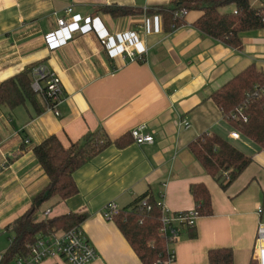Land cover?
Segmentation results:
<instances>
[{"label": "crops", "instance_id": "obj_1", "mask_svg": "<svg viewBox=\"0 0 264 264\" xmlns=\"http://www.w3.org/2000/svg\"><path fill=\"white\" fill-rule=\"evenodd\" d=\"M177 1L0 0V82L44 65L61 80L64 94L58 117L40 95L15 109L0 106V263L12 243L10 226L49 183L36 146L55 135L68 148L96 131L114 141L131 137L140 126L153 143L133 140L125 148H105L75 172L79 193L65 201L49 200L42 214L50 210V216L54 208L60 216H87L81 225L98 255L91 264H141L115 223L103 218L104 208L123 209L149 195L171 213L193 211L191 187L204 184L213 213L180 227L169 246L173 264H210L209 251L223 248L233 250L235 264L255 260L257 229L264 222L258 214L264 211V152L242 134L240 140L230 137L236 130L212 95L251 65L264 72V29L243 33L242 49L235 50L193 27L199 11L189 12L185 24L169 32L161 15H146L171 9ZM103 7L142 13L113 18L99 10ZM230 7L227 12L234 11ZM60 19L77 21L78 31L52 47L48 37L61 34ZM132 37V50L146 54L135 61L111 55L114 46ZM39 109L43 112L36 114ZM182 120L190 127L180 126ZM205 133L252 158L225 190L190 150ZM42 264L65 263L51 259Z\"/></svg>", "mask_w": 264, "mask_h": 264}, {"label": "trees", "instance_id": "obj_2", "mask_svg": "<svg viewBox=\"0 0 264 264\" xmlns=\"http://www.w3.org/2000/svg\"><path fill=\"white\" fill-rule=\"evenodd\" d=\"M256 0H180L171 9L148 11L147 16H162L165 31H173L185 24V17L191 11H199L201 16L193 27L228 48L242 49L241 35L264 29V5L255 7ZM233 6L234 11L221 10ZM113 18L141 14V11L124 7H103L99 9ZM180 14V16H179ZM30 72L22 73L7 81L0 82V106L15 109L27 102H36L37 94L32 89ZM264 90V72L251 65L235 76L212 95V100L223 113L225 120L240 134L255 143L264 152V96L254 97V93ZM44 98L46 108L52 99ZM246 107L242 116L233 119L238 109ZM39 109L36 114H41ZM133 143L132 137L125 135L111 141L102 131L88 133L80 142L64 147L57 136L51 135L34 148V154L46 173L49 183L34 198L31 208L11 226L12 243L0 264H10L24 257L36 243L39 236L51 235L69 230L83 223L85 214L68 213L54 218L37 220L39 208L53 198L63 201L75 197L78 187L74 178L77 170L92 160L110 145L125 148ZM190 150L206 173L216 179L222 189H227L252 163V158L239 151L218 135L205 133L190 144ZM195 210L199 217L211 216L212 203L209 190L204 184L191 187ZM148 198L147 207L141 202ZM162 210L149 195L137 198L129 207L120 209L113 222L123 234L141 264H159L167 259L168 241L160 235ZM195 237V234H191ZM210 264H235L231 249L209 251ZM250 264H258L252 260Z\"/></svg>", "mask_w": 264, "mask_h": 264}, {"label": "built area", "instance_id": "obj_3", "mask_svg": "<svg viewBox=\"0 0 264 264\" xmlns=\"http://www.w3.org/2000/svg\"><path fill=\"white\" fill-rule=\"evenodd\" d=\"M69 12H71L70 9L68 10V13ZM58 27L61 34L67 33V35H61L59 33L50 35L48 40L52 47L60 46L69 35L78 31V22L74 21L71 23L65 19H60L58 21ZM82 32H86V30H82ZM132 39L134 38L132 37L123 40L118 46H114L115 49H111V55L113 57L121 56L123 58H129L131 61H135L142 57L143 53L146 54V50L139 54H136L132 50ZM102 43L106 44L107 41L104 39ZM31 77L33 91L40 95L45 94L52 99L53 105L48 107V109L52 110L58 117V106L63 101L64 96L61 80L44 65L34 67L31 70ZM261 96H264L263 89L254 93V97L256 98ZM245 108L246 107L239 108L238 113L234 114L232 118L238 119L241 117ZM180 126L189 128L190 123L186 120H182ZM145 128V126H140L131 132V137L135 143L139 145L153 143V137L151 135L143 134ZM230 137L234 140H240L241 135L238 131H233L230 133ZM147 201L148 198L144 199L141 202V205L147 207ZM159 207H161L162 210L160 235L168 241L169 245L180 236V227L194 226L195 221L199 218L198 212L195 209L188 212L171 213L161 205H159ZM119 210L120 209L117 205L109 204L104 208L102 214L103 218L108 222H113V217L119 212ZM49 214L50 210L45 212L46 216ZM258 214L259 216L264 217V211L262 209H259ZM254 257L258 264H264V222H260L258 225L254 246ZM97 258V251L87 239L82 225L79 224L66 231L39 236L36 243L31 246L26 256L17 258L15 264H42L46 260L51 259H60L65 264H91L95 262ZM174 261L175 254L169 250L167 259L160 261L159 264H173Z\"/></svg>", "mask_w": 264, "mask_h": 264}, {"label": "rangeland", "instance_id": "obj_4", "mask_svg": "<svg viewBox=\"0 0 264 264\" xmlns=\"http://www.w3.org/2000/svg\"><path fill=\"white\" fill-rule=\"evenodd\" d=\"M253 5L255 6V7H261V6H263L264 5V0H256V1H254L253 2ZM232 9V7H227V8H224V9H222L221 11L222 12H227V11H229V10H231ZM50 206H51V204L49 203V202H45L40 208H39V210H38V212H37V220L38 221H40V220H42V219H44V218H46V217H49V218H54V217H56V216H60V215H58V214H56L55 212H57L54 208H53V213L49 216H45V215H43L42 214V211L45 209V208H50ZM11 264H13V263H11Z\"/></svg>", "mask_w": 264, "mask_h": 264}]
</instances>
